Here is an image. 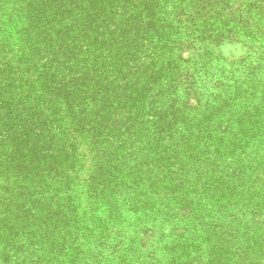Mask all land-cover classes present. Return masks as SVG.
Listing matches in <instances>:
<instances>
[{"label": "rangeland", "instance_id": "obj_1", "mask_svg": "<svg viewBox=\"0 0 264 264\" xmlns=\"http://www.w3.org/2000/svg\"><path fill=\"white\" fill-rule=\"evenodd\" d=\"M0 264H264V0H0Z\"/></svg>", "mask_w": 264, "mask_h": 264}, {"label": "trees", "instance_id": "obj_2", "mask_svg": "<svg viewBox=\"0 0 264 264\" xmlns=\"http://www.w3.org/2000/svg\"><path fill=\"white\" fill-rule=\"evenodd\" d=\"M99 54V53H98ZM96 55L95 58L97 59V63H102V61H110L114 59V54L108 53L104 57H98L99 55ZM114 63V61H113ZM113 71V69H112ZM111 71V72H112ZM82 74L77 77L76 79H71V81L68 82L71 87L68 90V96L69 97H76L79 96L83 100L84 103L88 104L92 97L95 95L99 96L100 101H102L105 96H113L114 93L106 90L104 88H107V85L104 83H101V86L99 85L98 79L101 76V78H104V74H107L109 72L108 68L102 64L100 70L96 71V73L88 72L87 70H82ZM111 75V73L108 75V77ZM35 92H38L37 90ZM43 97V95H41ZM122 104V100H120L115 107V109L120 108L119 106ZM116 111H119L116 110ZM132 112L136 114V109H131Z\"/></svg>", "mask_w": 264, "mask_h": 264}]
</instances>
